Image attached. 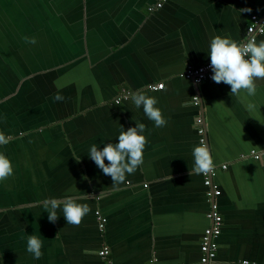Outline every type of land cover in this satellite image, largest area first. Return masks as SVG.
Segmentation results:
<instances>
[{"label": "crops", "instance_id": "crops-1", "mask_svg": "<svg viewBox=\"0 0 264 264\" xmlns=\"http://www.w3.org/2000/svg\"><path fill=\"white\" fill-rule=\"evenodd\" d=\"M159 1L0 0V134L8 138L0 153L13 166L0 182V264H105L106 247L112 264H201L211 202L192 173L199 118L222 193L217 260L264 264V157H246L264 150V80L248 96L183 77L210 62L212 37L245 41L264 0H167L150 12ZM158 83L162 90L148 89ZM123 91L154 96L167 125L156 127L131 99L116 104ZM136 123L146 126L144 162L114 187L90 148L118 143ZM66 196L91 209L78 226L62 207L48 220L43 201ZM32 234L43 242L40 259L27 251Z\"/></svg>", "mask_w": 264, "mask_h": 264}, {"label": "clouds", "instance_id": "clouds-1", "mask_svg": "<svg viewBox=\"0 0 264 264\" xmlns=\"http://www.w3.org/2000/svg\"><path fill=\"white\" fill-rule=\"evenodd\" d=\"M242 11H251L242 9ZM27 43L35 44V38H24ZM210 67L213 75L211 79L217 83H224L231 87V94L239 95L241 91L248 96H255L257 92L256 80H264V40L257 42L255 39L237 42L230 36H214L210 40L209 54ZM163 88V85L160 86ZM56 101L64 98L57 92ZM131 100L136 108H143L144 114L156 127H165L167 120L160 108L156 107L158 100L154 96H147L143 91L131 93ZM249 110L252 105L248 106ZM122 128V127H121ZM146 126L136 123L135 127L125 131L123 128L118 136V143H107L101 148L93 144L90 148L89 158L102 170L103 174L111 177L112 186L126 182V175L133 174L142 164L144 149L147 144L145 135ZM8 138L0 134V145L7 144ZM194 165L192 173L207 176L215 169V164L209 147L201 141L192 150ZM105 160L108 163H105ZM13 175V166L5 154L0 153V182ZM47 210L48 220L55 223L59 216L57 210L62 207L63 217L67 224L78 226L83 218L91 211L88 204L78 203L72 196L63 200L47 198L43 201ZM43 242L32 234L27 239V251L35 259L43 255L41 249ZM243 264H248L244 261Z\"/></svg>", "mask_w": 264, "mask_h": 264}, {"label": "built area", "instance_id": "built-area-1", "mask_svg": "<svg viewBox=\"0 0 264 264\" xmlns=\"http://www.w3.org/2000/svg\"><path fill=\"white\" fill-rule=\"evenodd\" d=\"M166 1L167 0L159 1L154 6H151L149 8V11L153 12L155 10L161 9L164 6ZM262 35H264V15L262 17L252 16L251 23L249 26H247V29H246V40L245 41L249 39H255L257 41L258 37ZM212 75L213 73L211 71L210 62H208L198 67L188 66L187 70L183 74V77L199 85L204 82L211 81ZM161 85H163V88H164V84L158 83V84L150 85L148 89L152 91H160L163 89L160 87ZM130 99H131V92L123 91L121 96H119L118 99L115 100V103L120 104L121 102L128 101ZM194 103L197 105L200 103L199 97L194 98ZM197 123L199 126L198 134L200 136V142L203 141L206 144V129L203 127V119L199 118L197 120ZM246 157L253 158L255 160H261L262 157H264V150L261 152L252 151ZM246 157H243V158H246ZM227 168H228L227 166L222 167L223 170H226ZM215 171L216 169H214V171L208 174L207 176L201 174L203 177L204 186L207 189L206 195L211 202L210 211L207 215L208 219L211 221V226L205 230L204 236L202 239L201 264H222V263H219L217 260L218 248H219L217 239L220 237L222 233L223 218L221 214L219 213L217 204L215 203V199L219 197L222 193L213 182ZM97 215H98L100 229L103 230L106 220L103 219L99 213H97ZM99 255L105 261V264H112L110 261H108V258L110 256L109 248L107 247L104 248L100 252ZM243 262L244 261L240 263H235V264H243ZM248 264H256V263L248 262Z\"/></svg>", "mask_w": 264, "mask_h": 264}, {"label": "rangeland", "instance_id": "rangeland-1", "mask_svg": "<svg viewBox=\"0 0 264 264\" xmlns=\"http://www.w3.org/2000/svg\"><path fill=\"white\" fill-rule=\"evenodd\" d=\"M57 46H58V43L56 42V43H55V48H56V49H57ZM58 48H59V47H58ZM65 50H66V48H65ZM65 50H64V51H65ZM64 51H63V52H64ZM63 52H60V55H61ZM66 56H67V54L65 55V57H66Z\"/></svg>", "mask_w": 264, "mask_h": 264}, {"label": "trees", "instance_id": "trees-1", "mask_svg": "<svg viewBox=\"0 0 264 264\" xmlns=\"http://www.w3.org/2000/svg\"><path fill=\"white\" fill-rule=\"evenodd\" d=\"M157 4V3H156ZM154 6V5H153ZM150 8V7H149ZM162 9V8H161ZM158 10H160V9H158ZM156 11V10H155ZM154 12V11H153Z\"/></svg>", "mask_w": 264, "mask_h": 264}]
</instances>
